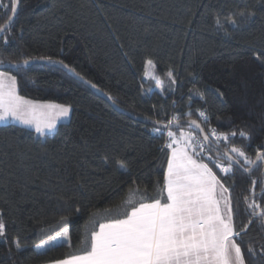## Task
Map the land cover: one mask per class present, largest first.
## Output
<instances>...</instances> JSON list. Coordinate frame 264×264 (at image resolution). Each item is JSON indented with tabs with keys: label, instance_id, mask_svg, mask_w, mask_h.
<instances>
[{
	"label": "trees",
	"instance_id": "1",
	"mask_svg": "<svg viewBox=\"0 0 264 264\" xmlns=\"http://www.w3.org/2000/svg\"><path fill=\"white\" fill-rule=\"evenodd\" d=\"M241 11L251 14L243 23ZM11 15L0 7V24ZM2 35L8 38L0 43L3 64L63 61L136 117L166 122L190 106L192 119L197 110L207 113L206 129L248 132L251 140L237 135L231 143L253 159L264 145V0H20L16 21ZM148 59L164 82L161 90L145 80ZM7 72L17 77L19 95L72 108L69 122L44 135L0 125V218L6 224L0 264H49L81 254L93 218L105 222L109 213H123L130 189L155 195L166 170L165 138L153 132L154 124L117 112L62 69L32 65ZM120 161L127 171L118 170ZM213 170L231 191L240 231L250 219L243 197L253 178H264V167L250 175ZM256 199L264 206L259 183ZM65 224L70 243L36 247ZM237 242L246 264H264V223L253 219Z\"/></svg>",
	"mask_w": 264,
	"mask_h": 264
},
{
	"label": "snow or ice",
	"instance_id": "2",
	"mask_svg": "<svg viewBox=\"0 0 264 264\" xmlns=\"http://www.w3.org/2000/svg\"><path fill=\"white\" fill-rule=\"evenodd\" d=\"M18 4L19 0L0 4L13 14L7 24H0V34L10 28ZM238 15L243 23L251 14L241 11ZM216 23L218 28L224 27L219 18ZM228 23L235 27L238 21L232 18ZM0 43L7 45L8 38L0 35ZM41 59L54 63L50 58ZM23 63L27 65L29 61ZM59 63L63 65V61ZM155 68L151 59L146 60L145 76L155 79L156 87L163 89L164 82L155 76ZM167 77L175 84L171 70ZM70 111V105L26 99L18 94L17 77L0 71V122L12 119L33 126L44 135L55 129L57 119L67 117ZM196 115L192 119L189 106L187 112L175 113L166 122H154L153 132L165 138L161 151L167 153L166 170L162 181L156 182L155 195H149L147 190L141 193L139 188L130 189L122 205L123 213L116 217L109 213L105 222L93 218V229L85 233L81 254L69 255L52 264H246L237 238L247 231L253 219L264 223V206L256 199L258 183L264 196V178L252 179L249 195L243 197L250 219L237 231L231 191L213 168L224 175L233 174L234 168L250 174L255 167H264V145L257 147L253 159L243 147L231 143L237 135L251 140L248 132L206 129L204 126L210 124L207 113L197 110ZM182 119L185 123H181ZM118 170L127 171L124 162H118ZM5 234L6 224L0 218V237ZM64 243H70L66 224L36 247L51 250ZM14 246L17 250L21 247L19 238ZM247 253L254 255L255 250L249 247Z\"/></svg>",
	"mask_w": 264,
	"mask_h": 264
},
{
	"label": "water",
	"instance_id": "3",
	"mask_svg": "<svg viewBox=\"0 0 264 264\" xmlns=\"http://www.w3.org/2000/svg\"><path fill=\"white\" fill-rule=\"evenodd\" d=\"M19 10H20V0H19V4H18V9L17 12L14 14V17L11 21V26L14 24V22L16 21V18L19 14ZM13 15V14H12ZM11 15V16H12ZM8 22V21H7ZM6 22V24H7ZM10 26V27H11ZM9 29V28H8ZM2 35V34H0ZM29 63L27 65H25L23 62H18V63H13V64H0V71H13V70H17V69H22L24 67H28V66H32V65H48V66H52L58 69H62L64 70L70 77L74 78L75 80L79 81L80 83L84 84L86 87H88L91 91H93L96 95H98L99 97L103 98L105 101H107L114 110H116L117 112L121 113V114H125L130 116L131 118L138 120L140 122H144V123H149V124H154L152 121L147 120L145 118H140V117H136L132 114H130L129 112L125 111L124 109H122L121 107H119L112 99H110V97L105 94L101 89H99L96 85H94L93 83L89 82L88 80H86L84 77H82L81 75H79L78 73H76L72 68H70L69 66L67 68H65L63 65H66L63 63L60 64L59 61H55V60H51L54 63H49L48 59H32V60H28ZM16 65H18V67H16ZM256 169V167L251 171L250 174H252L254 172V170ZM241 170V169H240ZM243 171V170H242ZM244 172V171H243ZM245 173V172H244ZM247 175H250L248 173H245Z\"/></svg>",
	"mask_w": 264,
	"mask_h": 264
},
{
	"label": "rangeland",
	"instance_id": "4",
	"mask_svg": "<svg viewBox=\"0 0 264 264\" xmlns=\"http://www.w3.org/2000/svg\"><path fill=\"white\" fill-rule=\"evenodd\" d=\"M9 74L12 75L11 73H9ZM155 76H156V74H155ZM156 77H157V76H156ZM145 80H153V81L156 82L155 79H152V78H150V77H148V76H145ZM156 89H157V90H161V88H158V87H156ZM17 90H18V89H17ZM18 94H19V93H18ZM26 99H27V98H26ZM42 103H43V102H42ZM51 103H53V102H51ZM71 115H72V108H71V111H70V113H69V115H68L67 117H60V118L57 119V121H56V128H55V129H53V130H51V131H46V133H52V132H55V131L57 130V127H58L59 124L69 122L70 119H71ZM10 123L17 124V125H21V126H24V127L30 128V129H32V130H35L33 126L24 125V124L19 123L18 121L12 120V119H9V120H6V121H2V122H0V125H3V124H10ZM39 249H40L41 251L45 250V249H42V248H39Z\"/></svg>",
	"mask_w": 264,
	"mask_h": 264
},
{
	"label": "crops",
	"instance_id": "5",
	"mask_svg": "<svg viewBox=\"0 0 264 264\" xmlns=\"http://www.w3.org/2000/svg\"><path fill=\"white\" fill-rule=\"evenodd\" d=\"M49 264H52V263H49Z\"/></svg>",
	"mask_w": 264,
	"mask_h": 264
}]
</instances>
